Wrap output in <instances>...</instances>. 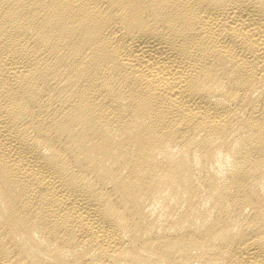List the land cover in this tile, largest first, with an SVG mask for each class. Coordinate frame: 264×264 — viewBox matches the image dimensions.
Masks as SVG:
<instances>
[{
    "label": "bare ground",
    "instance_id": "obj_1",
    "mask_svg": "<svg viewBox=\"0 0 264 264\" xmlns=\"http://www.w3.org/2000/svg\"><path fill=\"white\" fill-rule=\"evenodd\" d=\"M0 264H264V0H0Z\"/></svg>",
    "mask_w": 264,
    "mask_h": 264
}]
</instances>
